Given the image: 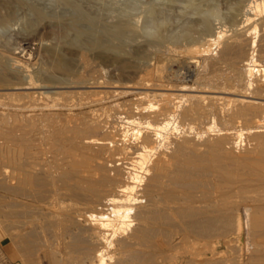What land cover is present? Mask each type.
I'll return each mask as SVG.
<instances>
[{
    "label": "bare ground",
    "instance_id": "6f19581e",
    "mask_svg": "<svg viewBox=\"0 0 264 264\" xmlns=\"http://www.w3.org/2000/svg\"><path fill=\"white\" fill-rule=\"evenodd\" d=\"M91 1L55 0L52 8L40 0H0V45L8 47L0 48V223L26 245L30 239H48V264H232L225 251L211 250L210 242L222 238L232 246L245 224L250 254L244 261L231 258L235 264H264V206L253 201L255 191L251 203L240 194L247 187L264 188V63L255 38L264 21V0L232 1L228 25L211 1L202 9L199 38L194 35L198 23L169 26L165 5L179 0H140L137 17L129 13L131 0H101L104 10H117L108 21L112 29L127 33L115 44L82 24L95 19L87 7H95ZM252 33L249 40L243 37ZM15 35L25 40L20 51L10 48ZM184 39L190 42L181 62L189 70L197 61L194 50L207 56L218 47L223 58L245 47L248 55L236 80L240 89L213 82L192 88L176 83L175 69L167 75L165 70L168 85L158 73L146 77L137 69L149 73L157 61L172 60L171 52ZM97 60L118 62L125 87L143 89L113 121L112 112L102 116L85 110L93 95L103 91L100 100L119 92L109 89L119 84L112 82L114 66L105 74L95 67ZM224 92L237 94L229 97L231 118L248 124L221 126L206 118L208 125L195 130L184 122L208 115L204 107L218 97L225 102L230 95ZM44 117L48 120L36 123ZM22 120L28 122L22 125ZM169 129L188 132L182 131L175 149L166 152ZM238 173L247 177L239 174V179ZM211 182L220 194L211 193ZM192 238L210 244L206 248L214 257L195 248ZM162 241L173 245L172 252L165 254Z\"/></svg>",
    "mask_w": 264,
    "mask_h": 264
},
{
    "label": "rangeland",
    "instance_id": "374dc122",
    "mask_svg": "<svg viewBox=\"0 0 264 264\" xmlns=\"http://www.w3.org/2000/svg\"><path fill=\"white\" fill-rule=\"evenodd\" d=\"M50 1V2H49ZM90 1V0H89ZM100 1V2H99ZM126 1H128V0H119V3L120 2H126ZM130 1V0H129ZM128 1V2H129ZM190 1L193 3H197L196 4V6H194L193 7V5H191V3H190ZM211 1L212 2H215L217 5H218V9H220L219 11L221 12V15H220V17L222 18V20L223 21H225L226 22V24L228 25V24H230L231 22H230V18H229V14H230V11H232L231 10V6H232V3L233 2H235L234 0H179V1H177L176 3L175 2H168L167 3V5H168V7L165 5V14L166 15H170V21H169V26H172V27H176L175 25H181L182 23H184V22H186V21H190V22H192V23H194L195 22V24L196 23H198V25H196L195 27H196V31L197 32H195L194 33V35H196V38H199L200 37V35H201V31L199 32V28H200V26H201V23H202V18L204 17V15H203V11H202V9H204V8H206L210 3H211ZM233 1V2H232ZM242 1V0H241ZM245 1V0H244ZM243 1V3H245ZM40 2H42V3H44V4H47L48 5V3L50 4V6L52 7V8H56V4L54 5V3H55V0H40ZM92 2V5L93 6H95V7H92L91 6V4H88L87 5V7H89V8H91L92 9V11L94 12V15H95V19L91 22V24L89 25V22L87 21L86 22V20H84V21H82V24H84V26L86 25V27H88V32L89 33H104L103 35H104V37L107 39V42L109 43L110 42V44H115V43H123V40L124 39H126V32H124L123 34L124 35H122V33H120V35L118 34V33H116L115 31H116V29H112V28H114L113 26H110L111 25V23L110 22H108L110 19H111V17L113 16V13L115 12V13H117V10H114V12H111V11H108V10H104V8L102 7V2H103V0H102V2H101V0H96V1H91ZM130 2H134V3H130L131 4V6H132V8H130L129 10V13H131V16L132 17H137L138 15H142V12H140V9H139V5H137V4H140L141 2H140V0H131ZM53 3V4H52ZM94 3H96V4H94ZM100 3V4H99ZM52 4V5H51ZM113 5H115V4H113ZM117 5V4H116ZM114 6V7H117V6ZM138 8V9H137ZM245 8V7H244ZM228 10H230V11H228ZM131 11H133V12H131ZM141 13H139V12ZM225 11V12H224ZM229 12V13H228ZM139 13V14H138ZM226 13V14H225ZM185 14V15H184ZM228 14V15H227ZM137 15V16H136ZM96 16L98 17V18H96ZM107 16V17H106ZM110 16V17H109ZM101 17V18H100ZM182 18V19H181ZM229 18V19H228ZM177 19H179V20H177ZM191 19V20H190ZM100 20V21H99ZM183 20V21H182ZM229 20V21H228ZM216 21H218L217 19H215L214 20V22H216ZM105 22V23H104ZM180 22H181V24H180ZM88 23V24H87ZM170 23H172V24H170ZM102 24V25H101ZM108 24V25H107ZM105 29V30H104ZM199 29V30H198ZM105 31V32H104ZM108 32L110 33V34H108ZM112 32V33H111ZM5 33H6V31H5ZM106 33V34H105ZM126 33V34H125ZM198 33V34H197ZM6 34H8V33H6ZM253 34V33H252ZM249 35V36H247V35H243V37H247L248 38V40L249 39H251V37L252 36H254L255 34H253V35ZM16 36V37H15ZM13 38H12V40L13 41H15L14 43H13V41H12V46L10 45V48H12L13 50H17V51H20L21 49H22V47H23V45H24V42H25V40L23 39H21L23 36L21 35V38L19 37V36H17V35H15ZM107 36V37H106ZM113 37V38H112ZM119 37V38H118ZM143 38H146V36H142V39ZM255 38L257 39V43H258V46L256 47L257 48V52H258V58H259V60H261L263 63H264V21H260L259 22V25H258V32L256 33V36H255ZM22 40V41H21ZM114 40V41H113ZM117 40V41H116ZM121 40H122V42H121ZM188 41L190 42V40H187V39H184V40H181V42H180V44H178L179 46H178V48H177V52L175 51V52H171L172 54H173V56H172V60L170 59V60H167L166 61V59L165 60H162V61H157L156 62V66L154 67V68H152V69H150V71H149V73H148V70L147 69H144L143 67H141V68H139V67H137V69H141L142 71V73L141 74H143L144 76H146V77H151V76H154L156 73H158L160 76H161V78L165 81L164 83H166V84H168V81H166L167 80V77L165 76V72H166V75H167V73L169 72L168 70H170V69H172V70H174L175 69V71L177 72V74H178V76H179V80L180 81H178V82H176V83H179V82H184V83H186V84H188L190 87H192V88H201V87H207L208 85H209V83L210 82H213V83H210V84H216V86H218L219 88H225V89H227V90H233V91H238L239 89H240V85H238L237 84V81L236 80H238L241 76V74H240V72L242 71V70H240L241 69V67H242V63H243V59H245V58H247V55H248V53H247V51H245V47H239V49L236 51V52H234V53H236V55L234 54V53H232L231 54V56L229 55V56H227V57H230V58H227V57H221V55H220V48H218V47H216V48H214L213 47V52L215 51L216 53H213V54H209V55H204V54H202V53H200V52H198V51H196V50H194V52L192 51V55L194 56L193 58L195 59V60H197L195 63H194V65L191 67V69L189 70L185 65H183L182 64V62H181V59L184 57V55H185V52H184V49H185V47H186V45L187 44H189L188 43ZM22 43V44H21ZM3 45V44H2ZM3 46H5V49L6 48H8V47H6L7 45H3ZM3 46H1L0 45V48H2ZM14 46H16V47H14ZM20 46V47H19ZM4 48V47H3ZM20 48V49H19ZM259 48V49H258ZM244 49V50H243ZM196 51V52H195ZM183 55H182V54ZM200 53V54H199ZM243 53V54H242ZM167 54V55H166ZM165 54V56H169V54L168 53H166ZM179 54V55H178ZM216 54V55H215ZM212 55V56H211ZM238 55V56H237ZM240 55V56H239ZM175 56V57H174ZM199 56V57H198ZM214 56V57H213ZM217 56H219V57H217ZM206 57H208V59L206 58ZM243 57V58H242ZM180 58V59H179ZM211 58V59H210ZM213 58V59H212ZM215 58H216V60H215ZM218 58H220V59H218ZM178 59V60H177ZM206 59V60H205ZM203 60V61H202ZM219 60V61H218ZM227 60V61H226ZM237 60V61H236ZM209 61H211V62H209ZM232 61V62H231ZM101 62V63H100ZM112 62V61H111ZM168 62V63H167ZM237 62V63H236ZM240 62V63H239ZM167 63V64H166ZM210 63V64H209ZM237 65V66H235V64ZM238 63H239V65H238ZM118 62H116V61H113V63L111 64L109 61H96V62H94V65H95V67L96 68H99L103 73L105 72V74H108L107 73V70H108V68L110 67H112L113 68V66H114V68H113V72H114V74H115V79H113L112 80V82L113 83H117L118 85L117 86H111V88H109V89H113V88H117V89H119V92H114L110 97H107V98H104V99H100L99 100V97L100 96H102L103 94H104V92L102 93V92H100L99 94L97 93V95H99V97L97 96V98H96V95L94 96L93 95V97H91V98H89L90 100H92V104L90 105V107H86L85 108V110L87 109H92L95 113H98V114H101L102 116H107L108 114H109V112H110V114H111V112H112V116L110 117V118H112V121L116 118V116L117 115H119V114H122V115H124L125 114V111L129 108L128 106H131L132 105V102L134 101V100H136V98L140 95L139 94V92H140V90H143V89H140V88H136V89H134L133 91L132 90H130V89H128L127 87H125V84H126V82H127V80H125V79H123V76H121L120 75V73H119V69H118ZM158 64H159V67H158ZM230 64H232V65H230ZM161 65H162V69H161ZM179 65H180V67H179ZM202 65H204L203 66V68H202ZM215 65V66H214ZM167 66L168 67H170L169 69L167 68ZM240 66V67H239ZM223 67H225V68H223ZM236 67V68H235ZM215 68V69H214ZM212 69V70H211ZM218 69V70H217ZM220 69V70H219ZM227 69V71H225ZM230 69H232V70H230ZM118 70V71H117ZM153 70V71H152ZM166 70V71H165ZM200 70V71H199ZM207 70V71H206ZM211 70V71H210ZM208 71H210V72H208ZM179 72V73H178ZM198 72V73H197ZM206 72V73H205ZM212 72V73H211ZM116 73H118V74H116ZM155 73V74H154ZM182 73V74H181ZM209 73V74H208ZM104 74V75H105ZM219 74H221V75H219ZM235 74V75H234ZM231 76H233V78H234V80L232 81V83H230V82H228L229 80H227V79H229V77H231ZM258 76V75H257ZM264 76V75H263ZM107 77V76H106ZM165 77V78H164ZM199 77V78H198ZM124 78H126L125 76H124ZM185 78V79H184ZM237 78V79H236ZM103 79V78H102ZM118 80V81H114V80ZM136 79H138V78H136ZM166 79V80H165ZM210 79V80H209ZM129 80V79H128ZM214 80H215V82H214ZM217 80V81H216ZM223 80H224V82H223ZM204 81V82H203ZM199 82V83H198ZM208 83V84H207ZM170 84V83H169ZM168 84V85H169ZM214 84V85H215ZM121 85V86H120ZM222 85V86H221ZM227 85V86H226ZM233 85V86H232ZM119 86V87H118ZM200 86V87H199ZM235 86V87H234ZM238 86V87H237ZM108 87L109 86H100L99 88H98V90L100 89V90H105V89H108ZM124 87V88H123ZM230 87V88H229ZM103 88V89H102ZM237 90H236V89ZM96 89V88H95ZM160 90L161 88L160 87H152L150 90ZM102 93V94H101ZM186 93H192V91H186ZM222 95H224V96H227V95H230V96H228V97H225L224 98V101L225 102H223L222 100V98L221 97H218V98H216L213 102L212 101H210L211 102V104L213 105H211L210 104V102H209V100L207 101V100H205L203 103H202V105L204 106V104L206 105L207 104V102H209V104L208 105H206L205 107H204V109H206L207 111H208V109H209V111L208 112H210L208 115H204V113L202 114V116L200 115V116H193V117H186L185 119H184V122H189L190 121V123H192V125H194L195 127V130H197V129H204L208 124H207V121H212L214 118L216 119V121L218 122V124L219 125H221V126H234L235 124V126H237V127H239V126H242V125H245V124H248V122H244V118H242V117H239L238 119H237V117H232L233 119L235 118V120H234V122H233V119L231 118V115L229 114L230 112H229V109L228 108H230V107H232L230 104H231V101H229V100H231L229 97H231V98H235V97H237V94L236 95H234V93H231V92H224V93H222ZM113 96V97H112ZM234 96V97H233ZM133 99V100H132ZM226 99V100H225ZM95 101V102H94ZM130 102V103H129ZM218 103V104H216V103ZM185 103H189V101H186ZM210 105V106H209ZM112 106V107H111ZM211 106H212V108H211ZM228 106V107H227ZM214 107V108H213ZM216 107H218V108H216ZM227 107V108H226ZM112 108V109H111ZM119 108V109H118ZM223 110H222V109ZM126 109V110H125ZM211 109H213L212 111H211ZM106 110V111H105ZM219 110V111H218ZM222 111V113H221V111ZM55 111H57V110H55ZM98 111V112H97ZM215 111H217V112H215ZM121 112V113H120ZM104 113V114H103ZM108 113V114H107ZM217 113V114H216ZM222 114V115H221ZM217 115V116H216ZM229 115H230V117H229ZM206 116V117H205ZM54 117V116H53ZM60 117H61V119H62V117H63V115H60ZM60 117L58 118L57 116H55L54 117V119H60ZM200 117V118H199ZM194 118V119H193ZM206 118H207V121H206ZM48 120V117H44L43 119H37L36 120V123L37 124H42L44 121H46V120ZM21 120V119H20ZM40 120H41V122H40ZM220 120V121H219ZM232 120V121H231ZM23 121V120H22ZM21 121V123H22V125H23V123L24 124H26L28 121H26V120H24L23 122ZM38 121V122H37ZM229 121H230V123H229ZM40 122V123H39ZM245 124H244V123ZM19 124H21L20 122H18ZM243 123V124H242ZM196 124V125H195ZM127 126H128V124H126ZM201 127V128H200ZM204 127V128H203ZM111 128H112V126H111ZM112 129H114V127L112 128ZM171 130V131H170ZM182 131H184V130H182ZM182 131H174L173 132V130L172 129H169L168 131H167V133H166V135H168L169 137H167L168 139L167 140H169V142L168 141H165V142H168V143H166V145L164 144V150L166 151V150H172V148H174L175 149V147H176V142H177V137H178V139L180 138V137H182V136H180V134L181 135H183V133H185V132H188V131H184L183 133H182ZM169 132H171V133H169ZM169 133V134H168ZM192 133H194V132H192ZM176 136V137H175ZM175 141V142H174ZM174 143H175V145H174ZM167 144H168V146H167ZM167 146V147H166ZM175 146V147H174ZM166 148H168V149H166ZM167 152V151H166ZM171 152V151H170ZM239 174H240V176H242L241 175V173H238V174H236V175H238V177H239ZM235 175V178H237L238 179V177ZM244 175H246V174H243V176L241 177V178H246L247 177V175H246V177H244ZM240 177H239V179H241ZM212 183V182H211ZM210 183V184H211ZM213 183L211 184V186H209V187H211L210 188V190L211 191H213V192H211V193H215V194H220V192H221V188H218V190H217V188H214L213 187ZM140 186H142V185H140ZM236 188L237 187H235V191H236ZM244 188V187H243ZM243 188H242V190H243ZM250 187H247V189L248 190H241L240 192H236L237 194H241L242 195V193H243V196H241L242 198H244V195L246 196L245 198H247V200L249 201V203H251L252 202V200H251V202H250V199H253L254 197H255V195H256V198H254L253 199V201L254 202H260L259 204H263V206H264V188H250L251 189V191H250V189H249ZM238 189V188H237ZM259 189L261 190L260 192H259ZM215 190V191H214ZM216 190H217V192H216ZM240 189H238L237 191H239ZM250 191V192H249ZM256 192V194H255V192ZM248 192H249V195H251V196H249L248 195ZM248 196H247V195ZM260 194V195H259ZM263 196H262V195ZM1 193H0V205H2V198H1ZM252 197V198H251ZM20 199L22 198V197H19ZM244 198V199H245ZM257 198H259L258 200H257ZM22 199H24V198H22ZM263 199V200H262ZM26 200V199H25ZM0 210H1V208H0ZM244 216H245V214L243 213V210H241V218H242V221H244ZM0 221H1V216H0ZM2 226V227H1ZM244 228H246V229H244ZM244 228L242 229V231H241V233H240V240L239 241H232L231 243H233L232 244V246H229L228 247V245H226L225 244V242H224V240L222 239V238H220V239H216L215 241L213 240V241H211L210 243H213V245L214 246H216V247H214L212 244L210 245V244H208V245H210L211 246V248L213 247L215 250L216 249H218V250H223V251H225V253H224V258L226 257V258H228L229 260H228V263H230V262H232V264L234 263H237L235 260H236V258L238 257L240 260H242V261H244V260H247L246 258H248V256H249V254H250V252H249V250L247 249V245H246V243H247V227L245 226V224H244ZM6 229H7V231H6ZM10 229H12L11 227H9L8 226V224H4V225H2V223H0V264H8L9 262H13V263H17V264H26V262H25V258L26 257H29V259L32 261L33 260V262H35L36 261V264H48V239H47V241L46 240H44L43 238H39V239H30L28 242H29V244H25L26 242H24L23 241V243H22V240H19L18 238H12V237H10V233H8L9 232V230ZM13 230V229H12ZM246 230V231H245ZM10 232H11V230H10ZM12 232H14V230L12 231ZM11 232V233H12ZM6 236V237H5ZM5 237V238H4ZM232 238H234V236H232ZM7 239V240H6ZM192 240H194V241H192ZM200 240V241H199ZM36 241V242H35ZM44 241H46V243L44 242ZM198 241V242H197ZM27 242V243H28ZM35 242V243H34ZM43 242V243H42ZM191 242H193L192 243V245L194 246V244H196V247L195 248H201L202 249V251L204 250V252H206L209 256H212V257H214V255L212 254V251L211 250H214L213 248L211 249V250H209L210 249V247L209 248H206L207 246H204V241L202 240V239H191ZM203 242V243H202ZM237 242V243H236ZM30 243L32 244V245H30ZM39 245H38V244ZM166 243V244H165ZM203 244V247H201L202 245L201 244ZM25 244V245H24ZM161 244H163L162 246H163V250L165 251V254H169L170 252H172V248H173V245H171V244H169L168 245V243L167 242H161ZM199 244V245H198ZM38 245V246H37ZM47 245V246H46ZM168 245V246H167ZM197 245H198V247H197ZM43 248H42V247ZM242 246V247H241ZM32 247V248H31ZM39 247H40V249H39ZM239 247V248H238ZM232 248V249H231ZM236 248V249H235ZM41 249H43L44 251H42ZM208 249V250H207ZM243 249V250H242ZM206 250V251H205ZM233 250L235 251V252H233ZM239 250V251H238ZM38 251V252H37ZM228 253H227V252ZM227 253V254H226ZM249 253V254H248ZM40 254V255H39ZM46 254V255H45ZM233 255V256H232ZM25 256V257H24ZM44 256V257H43ZM197 257H201V255H199V254H197L196 255ZM235 256H237V257H235ZM233 259H235L234 261L235 262H233V260H232V258ZM241 257V258H240ZM186 258H188V256H186L185 257V259H183L182 260V263H184L185 262V260H186ZM231 258V259H230ZM264 255L262 256V261L264 262Z\"/></svg>",
    "mask_w": 264,
    "mask_h": 264
},
{
    "label": "built area",
    "instance_id": "2783aa9c",
    "mask_svg": "<svg viewBox=\"0 0 264 264\" xmlns=\"http://www.w3.org/2000/svg\"><path fill=\"white\" fill-rule=\"evenodd\" d=\"M8 264H17V263L9 262Z\"/></svg>",
    "mask_w": 264,
    "mask_h": 264
}]
</instances>
